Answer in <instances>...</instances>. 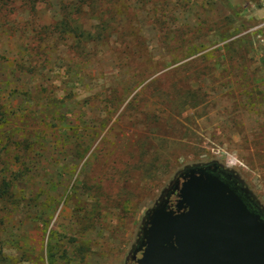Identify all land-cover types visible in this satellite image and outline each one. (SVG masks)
I'll use <instances>...</instances> for the list:
<instances>
[{
    "label": "rangeland",
    "instance_id": "1",
    "mask_svg": "<svg viewBox=\"0 0 264 264\" xmlns=\"http://www.w3.org/2000/svg\"><path fill=\"white\" fill-rule=\"evenodd\" d=\"M75 2L0 8V264H123L193 163L264 211V0Z\"/></svg>",
    "mask_w": 264,
    "mask_h": 264
},
{
    "label": "water",
    "instance_id": "2",
    "mask_svg": "<svg viewBox=\"0 0 264 264\" xmlns=\"http://www.w3.org/2000/svg\"><path fill=\"white\" fill-rule=\"evenodd\" d=\"M214 170L204 162L175 172L173 202L143 213L134 264H264V216L239 193L247 186Z\"/></svg>",
    "mask_w": 264,
    "mask_h": 264
},
{
    "label": "flooded vegetation",
    "instance_id": "3",
    "mask_svg": "<svg viewBox=\"0 0 264 264\" xmlns=\"http://www.w3.org/2000/svg\"><path fill=\"white\" fill-rule=\"evenodd\" d=\"M202 163H204V162H202ZM205 163H209L210 165L215 166L214 173L220 175L221 177L224 178L226 175H229L231 179L235 180L236 185L238 187L241 188V187L246 186L244 184L243 180L239 181L238 177H234V174H236L235 170L229 171V169H230L229 167L224 166L222 163H220L216 160H210V161L205 162ZM174 174L171 176V178L169 180L171 182L169 183V181H168L167 184L161 189V191L158 194L155 201L163 202L164 200H166L167 203L173 202L174 193H175L174 186L178 184V181L173 179ZM239 193L241 194L244 201L246 202V204L251 209L260 212L264 216L263 208L261 207L260 203L255 198V196L251 193L250 190L249 191L248 190H242V191H239ZM141 240H142V234L138 230L134 242L130 245V247H129V249H128V251L124 257L123 264H134L135 258L138 257L140 254L139 246H140Z\"/></svg>",
    "mask_w": 264,
    "mask_h": 264
},
{
    "label": "trees",
    "instance_id": "4",
    "mask_svg": "<svg viewBox=\"0 0 264 264\" xmlns=\"http://www.w3.org/2000/svg\"><path fill=\"white\" fill-rule=\"evenodd\" d=\"M14 1H16V0H0V8H3L5 10L6 7H11L14 4ZM37 1H40V0H20V2L23 5L22 7H29V8L32 7L34 5V3ZM90 1L91 0H76L75 3H77V5H75V6L79 7L81 4H87ZM71 13L72 12H70V11L64 13L62 18H61L64 20L56 23V28H57L58 32L60 34L61 33H67L69 35H74V36H76V35L77 36H83L85 33V30H83L82 26L79 23H73L72 25L70 23H68V21H69L68 19H70V21L71 20L74 21V19L71 17ZM250 36H251L250 32H245V33L241 34L236 40L242 41L244 43H248V41H250V39H249ZM23 62H24V64L30 63L29 60H23ZM31 65H33V64H31ZM246 95H249V94H246ZM248 97L249 96H242L241 97L242 101H244L245 104L250 103V100ZM8 117H9L8 113L3 112V110L0 109V122L3 123L5 120L8 119ZM2 183H0V184H2Z\"/></svg>",
    "mask_w": 264,
    "mask_h": 264
}]
</instances>
